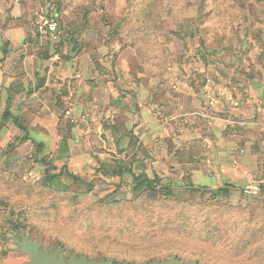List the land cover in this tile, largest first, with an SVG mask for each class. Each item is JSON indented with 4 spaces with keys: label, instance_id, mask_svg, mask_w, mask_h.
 I'll return each mask as SVG.
<instances>
[{
    "label": "crops",
    "instance_id": "crops-1",
    "mask_svg": "<svg viewBox=\"0 0 264 264\" xmlns=\"http://www.w3.org/2000/svg\"><path fill=\"white\" fill-rule=\"evenodd\" d=\"M43 11L0 0L2 148L27 147L33 165L65 185L150 174L178 190L244 194L238 186L264 185V52L190 51L162 79H146L134 74L129 48L74 45L72 58L62 39L44 59L48 38L35 34ZM66 105L73 123L59 117ZM175 170L189 185L170 183Z\"/></svg>",
    "mask_w": 264,
    "mask_h": 264
},
{
    "label": "rangeland",
    "instance_id": "rangeland-1",
    "mask_svg": "<svg viewBox=\"0 0 264 264\" xmlns=\"http://www.w3.org/2000/svg\"><path fill=\"white\" fill-rule=\"evenodd\" d=\"M21 1L38 13L50 5L49 13L63 19L62 25L71 24L79 47L86 51L105 46L113 51L132 49L134 74L146 79H162L179 59L189 61L190 51L201 54L206 49L213 56L223 52L237 59L264 52V0ZM57 3L64 9L61 16L53 9ZM137 46L145 50L143 61ZM1 146L8 154L0 161V264L27 260L12 252L15 245L6 239L17 233L13 225L42 247L61 248L66 260L83 256L95 261L111 258L114 264H151L175 255L181 262L196 264H264L262 251L254 254L245 248L234 253L250 231L261 234L251 249L264 242V203L254 191V181L238 186L249 189L244 194L211 197V191L172 187L173 195L164 201L143 198L130 204L136 198L135 178L65 185L51 168L33 165L27 147L16 152L12 144ZM184 175L185 171L170 172V183L189 185ZM52 176L53 186L48 185ZM160 180L161 186H171ZM73 194L86 195L73 201ZM126 226L130 232L117 233Z\"/></svg>",
    "mask_w": 264,
    "mask_h": 264
},
{
    "label": "trees",
    "instance_id": "trees-1",
    "mask_svg": "<svg viewBox=\"0 0 264 264\" xmlns=\"http://www.w3.org/2000/svg\"><path fill=\"white\" fill-rule=\"evenodd\" d=\"M54 12L56 15L61 16L64 13V9L61 7L60 3L54 4L53 6ZM60 21H62L63 23V19H60ZM70 23L64 25L63 24V30L61 33V37L63 39L64 42L68 43L71 42L72 44L75 45V48H79V45L77 43V39L74 36V34L72 33L71 29H70ZM63 46V43H61L58 48H61ZM135 48V47H134ZM136 54L138 56V58H140V60H144L145 57V50L143 48L140 47H136ZM41 57H43L44 59H48V48H47V44L46 47H44L43 49V53L40 55ZM139 68V67H138ZM139 70V69H138ZM139 71H142L141 69ZM143 72V71H142ZM7 116V115H6ZM62 147H64V150L66 149V142L63 141L62 143ZM8 153H6L5 151H2L0 149V161L7 156ZM75 180H77L76 178H74ZM54 181H55V177H50L48 180V185L53 186L54 185ZM160 179L158 177H153V178H148L144 175H140L137 178L134 179V184H133V194L136 196V198L129 200L130 204H136L139 203V200L141 199H145L144 201H148L149 199L152 201H155L157 199H161V201H164L165 198L172 196L173 195V189L171 186H168L166 184L164 185H160ZM90 189V188H89ZM187 190H191L192 191H199L202 194H205L207 192H205L206 190H200V189H193L191 187H187ZM204 192V193H203ZM228 193L227 190L221 189V190H217L214 192H210L209 194L211 195V197H217V196H222V195H226ZM258 194L263 198V203H264V185L258 188ZM86 194H82V195H78V194H73L72 195V200L73 201H79L81 199V197H83ZM147 195V197H146ZM141 202V201H140ZM143 204V201L141 202ZM113 204H117V202H114ZM129 222L128 225L132 228L135 227V224L132 223L131 221H127ZM14 228V230L16 232H18L19 228L17 225H13L12 226ZM130 227H124L122 230H118L117 233L118 234H123L124 232H130ZM244 235L242 238H246L243 240V242H246L243 244V247H237L236 250L234 251V253L239 254V253H243V251H245L248 249L249 252L254 251L253 253L255 254L256 251H262L264 252V242L263 244H261L258 247H254L253 249H251V245L256 244L259 240L258 237L261 236V234L259 232H254V231H250ZM63 247V246H62ZM250 248V249H249ZM154 261V260H153Z\"/></svg>",
    "mask_w": 264,
    "mask_h": 264
},
{
    "label": "water",
    "instance_id": "water-1",
    "mask_svg": "<svg viewBox=\"0 0 264 264\" xmlns=\"http://www.w3.org/2000/svg\"><path fill=\"white\" fill-rule=\"evenodd\" d=\"M50 5L43 11V15L39 18L37 23V27H39L44 18L49 14ZM57 19V30L58 35L51 36L48 38V56L53 57L56 51V47H58L62 43L61 33L63 30L62 22L55 16ZM69 50L68 55L69 57L74 58L77 55V51H73L74 44L68 42ZM200 99L204 107L208 108L210 103L205 98L204 92L202 89H199ZM67 105L63 110H60V116L62 117L65 114ZM247 189H243L246 192ZM7 240H12L15 248L12 249V252H18L27 257V260L22 264H114V259L106 258L101 259L99 261L89 260L83 256H75L68 260L65 259L63 250L61 248H56L54 250L50 249L48 246L42 247L38 240H34L32 237L17 232L13 237H7ZM128 264V263H123ZM151 264H196L195 262H181L175 255L170 258L165 259L164 261H152Z\"/></svg>",
    "mask_w": 264,
    "mask_h": 264
},
{
    "label": "built area",
    "instance_id": "built-area-1",
    "mask_svg": "<svg viewBox=\"0 0 264 264\" xmlns=\"http://www.w3.org/2000/svg\"><path fill=\"white\" fill-rule=\"evenodd\" d=\"M58 33L59 32L57 30V19L52 13H49L44 18L43 23L35 29V34L43 38H49L51 36L58 35ZM64 116L69 120L70 123H73L75 118L69 110L65 111Z\"/></svg>",
    "mask_w": 264,
    "mask_h": 264
}]
</instances>
